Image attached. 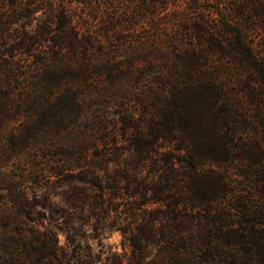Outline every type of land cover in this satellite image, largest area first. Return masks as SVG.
<instances>
[{
	"label": "trees",
	"instance_id": "obj_1",
	"mask_svg": "<svg viewBox=\"0 0 264 264\" xmlns=\"http://www.w3.org/2000/svg\"><path fill=\"white\" fill-rule=\"evenodd\" d=\"M65 1L0 0V264H143L152 250L192 251L196 264H264V207L229 204L241 200L232 181L234 171L246 174L239 134L250 120L224 106V84L199 71L204 63L138 95L120 81L116 91L134 106L118 111L117 127L96 109L84 116L82 142L59 151L50 144L44 154L51 157H37V133L63 129L61 115L81 111V86L101 74L93 61L102 42L82 34ZM236 40L259 69L261 61ZM18 51L24 66L14 60ZM105 69L111 84L112 71L123 72ZM93 85L102 103L115 92ZM24 145L34 149L25 161L17 158ZM251 155L249 166L264 173V152ZM60 195L77 210L82 199V227L93 220L92 237L120 231L130 255L76 241L74 228L58 221L66 209L52 198Z\"/></svg>",
	"mask_w": 264,
	"mask_h": 264
},
{
	"label": "rangeland",
	"instance_id": "obj_2",
	"mask_svg": "<svg viewBox=\"0 0 264 264\" xmlns=\"http://www.w3.org/2000/svg\"><path fill=\"white\" fill-rule=\"evenodd\" d=\"M65 3L74 14L75 23L82 28V34L94 35L101 40L93 61L101 69V74L89 78V82L92 81L90 87L82 91L81 86V111L78 115L63 113L60 117L63 129L51 126L45 132L37 133L38 139L31 141L37 150V157H51L49 153L52 152L44 154L50 144L59 151L61 145L73 146L82 142L84 116L91 117L96 109L103 107L111 119L108 126L117 127L119 123L115 119L119 116L118 111L126 106H134L116 91L120 81L132 86L133 93L138 95L146 88H155L167 78L173 80L178 74H187L189 69H197L198 65L204 63L199 71L207 68L206 72L209 70L216 85L224 84V106L247 114L250 120L239 134L246 174L234 171L232 181L241 200L233 197L229 204L235 207L242 203L264 207V173L259 165L249 166L251 154L264 152V0H92L88 4L66 0ZM31 27H35V24L27 26V29L32 30ZM238 37L261 61L259 69L249 64L240 50L241 46L237 49ZM14 60L16 64L24 66L26 57L18 51ZM109 65L123 70L121 73L112 71L111 78L115 77L112 84L105 69ZM126 69L129 73L124 72ZM24 77L29 79L28 72ZM93 84H96V90L108 86L115 90L103 102L106 105L100 101ZM36 85L42 90L44 83L37 81ZM53 97H56V93ZM118 141L123 144L126 139L118 135ZM22 147L17 158L24 161L31 159L34 149L28 145ZM52 159L63 161L65 158L56 154ZM72 159L75 160V157ZM77 171L75 169L73 172ZM67 172L64 171V174ZM77 176L82 178V173ZM69 178L75 180L74 177ZM59 179L63 181L66 177L64 175ZM52 201L65 207L66 213L58 221L74 228L71 232L75 233L76 241L81 244L86 241L93 252L102 246L111 252L130 255V248L117 229L105 230L99 237H92L94 221L82 227V199H79V210L76 201L69 197L54 196ZM59 238L60 243H64V235L60 234ZM196 263L192 251L173 255L164 250H152L143 259V264Z\"/></svg>",
	"mask_w": 264,
	"mask_h": 264
}]
</instances>
